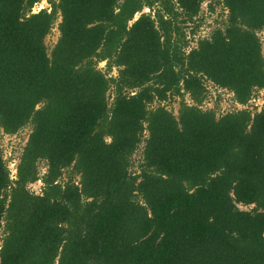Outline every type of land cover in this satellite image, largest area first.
<instances>
[{"label": "trees", "instance_id": "1", "mask_svg": "<svg viewBox=\"0 0 264 264\" xmlns=\"http://www.w3.org/2000/svg\"><path fill=\"white\" fill-rule=\"evenodd\" d=\"M203 3L0 0V129L31 128L14 179L0 146V264H264V0L190 48Z\"/></svg>", "mask_w": 264, "mask_h": 264}, {"label": "rangeland", "instance_id": "2", "mask_svg": "<svg viewBox=\"0 0 264 264\" xmlns=\"http://www.w3.org/2000/svg\"><path fill=\"white\" fill-rule=\"evenodd\" d=\"M221 0H204L202 5V10L199 18L195 23L188 25L185 28L187 40L189 42L190 48H194L197 46V42L199 39L209 38L213 31L217 28L223 27V22L226 19L227 12L224 9L223 5L220 3ZM213 7V10L211 9ZM43 9H50V5L47 1H43L34 9V13H37ZM149 11L146 10L145 13ZM138 18V17H137ZM136 18V19H137ZM61 22V18L59 17L58 21L54 29L52 30V34L47 37L46 44L49 49V53L52 52L53 48L57 44L60 33L58 30V26ZM259 38L262 43L263 48V55H264V31L261 32ZM98 68L102 70L104 73H107V63L102 62L99 64ZM110 76L117 77L118 71L115 69L112 73L109 74ZM207 99L204 103L203 108L205 110L216 109L218 115H224L234 110H241L245 107H239L238 105L234 104L233 102V94L229 93L226 90H222L214 86L212 83H207ZM256 100L250 104L248 107L252 111H260L264 106V91L257 94ZM111 98V103L113 101L114 93L113 91L109 94ZM185 101L192 105L193 102L189 97H186ZM159 105L166 106L170 111H172L176 116H178L179 109H180V98H175L168 100L162 104H155L154 107ZM31 133V128L27 127L22 130L19 134L15 136H7L4 135L2 130L0 129V146L3 151L5 160L8 162L9 168L12 172V176L15 177L16 174V165L18 163V158L22 153V150L26 146L29 136ZM139 153L136 158H139ZM40 171L42 174L46 173V163L40 164ZM14 179V178H13ZM76 180H79L77 178ZM63 181H66V178H63ZM42 183H36L31 186V191L36 194H41L42 192ZM243 210H249L251 208L242 207Z\"/></svg>", "mask_w": 264, "mask_h": 264}, {"label": "built area", "instance_id": "3", "mask_svg": "<svg viewBox=\"0 0 264 264\" xmlns=\"http://www.w3.org/2000/svg\"><path fill=\"white\" fill-rule=\"evenodd\" d=\"M16 175V174H15ZM13 178H15V177H13Z\"/></svg>", "mask_w": 264, "mask_h": 264}]
</instances>
